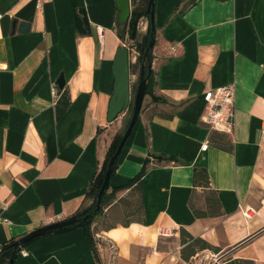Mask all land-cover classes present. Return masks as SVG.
<instances>
[{
  "label": "crops",
  "instance_id": "1",
  "mask_svg": "<svg viewBox=\"0 0 264 264\" xmlns=\"http://www.w3.org/2000/svg\"><path fill=\"white\" fill-rule=\"evenodd\" d=\"M186 1L153 0L150 71L162 100L143 96L118 154L112 186L148 160L90 224L97 259L74 226L29 240L7 264H188L208 255L213 264H264V0ZM137 2L128 0L129 13ZM78 9L90 33L74 27ZM117 13L116 0H0V245L92 203L123 122V111L106 121L122 44ZM147 27L140 16L137 41ZM128 77L132 96L138 68L129 63ZM230 82L232 132L209 130L202 93ZM181 230L217 250L195 246L182 260Z\"/></svg>",
  "mask_w": 264,
  "mask_h": 264
},
{
  "label": "water",
  "instance_id": "2",
  "mask_svg": "<svg viewBox=\"0 0 264 264\" xmlns=\"http://www.w3.org/2000/svg\"><path fill=\"white\" fill-rule=\"evenodd\" d=\"M117 4V21L120 24H125L129 16V3L128 0H116ZM153 0H146L145 13L148 15V24H149V42L148 47L153 45L154 37V24H153ZM74 27L80 33H90L88 22L83 13V10L78 9L77 12L73 15ZM26 23H20L19 30H26ZM150 73V62L147 63L144 68L141 63L138 69V81L132 96L129 92V77H128V51L124 46H117L114 51V55L111 63V74L113 78L112 82V91L108 99L107 109H106V121L110 122L115 119L122 111H124L127 106L131 105V113L128 119V122L117 142V145L113 153L107 159L105 164L101 183L98 187L96 196H95V208H98L101 195L103 194L105 188L107 187L110 173L114 162L120 153V150L129 135L134 123L137 120L138 112L141 106V101L144 96V91L146 87V82L148 75ZM63 77L59 75L56 79L55 84L57 87L61 88L63 86ZM77 218L75 215L68 217L61 221L52 222L46 225H42L33 229L32 231L26 233L22 237L14 240L10 246L17 247L21 244L41 235H44L49 232L57 231L67 226H70L76 222Z\"/></svg>",
  "mask_w": 264,
  "mask_h": 264
},
{
  "label": "trees",
  "instance_id": "3",
  "mask_svg": "<svg viewBox=\"0 0 264 264\" xmlns=\"http://www.w3.org/2000/svg\"><path fill=\"white\" fill-rule=\"evenodd\" d=\"M139 2H137V4H135L133 6V8L131 9L126 23L122 24V25H120V24L118 25V27H119L118 31H119V38L120 39H122L123 34L125 32L127 34L128 38H130L136 42V47L139 51L138 69H139V66L141 63L143 64V66L145 68L147 63H149L151 61V48H152V47L147 46L148 42H149V32H150L149 24H148L147 31H146L145 35L139 41L136 40L135 24H136L137 19L142 15H144L145 17H148V15L145 13L146 0H139ZM192 2H193V0H187L185 5H187V4L190 5ZM152 78H153L152 77V71H150V73L148 75L147 82H146L144 95L149 96L152 101L158 102V101H161L162 99L159 96L154 95V93H153ZM119 138H120L119 134H115L112 137V139H111V141L107 147L101 170L97 173V175L95 176V178L92 182V187H91L92 198H93L92 203L89 206L80 209L75 214V217L77 218V220L74 224L67 226L65 228H62L60 230H57V231H61V230L69 229V228L74 227V226H81L84 230L85 238H86V240H87V242L91 248V251L94 254V258H96V259H97V254H96V250H95V246H94L93 235H92V232L90 230V224L92 223L94 217H96L102 211V209L114 198V193L116 191L130 187L137 179L140 178V176L143 174V172L145 170V166H146L147 160H148V158L146 157L145 160L143 161L140 169L138 170V172L133 177H131L130 179H127L126 181H124L118 185L112 186V185H110V177L112 176L113 171L116 167V161H117V158H116L114 165L112 167L111 173H110V177H109L107 187L105 188L103 194L101 195L98 208H95V206H94L95 196H96L98 187L101 183L102 173H103L105 164H106L109 156L113 153ZM155 158H156V161H157V159H160V158L167 159L166 156L159 155V154H157ZM53 232H56V231H53ZM180 241H182L181 243L184 244V246H182V248L180 249V257L182 260H185V261L188 259L189 256L194 254V252H195L194 247L195 246H197L198 249H209V250H213V251L217 250L216 248L209 245L205 241L198 239V238H193L188 233H186L184 230L180 231ZM12 242H13V240L8 241V242L0 245V264H7V262L14 257L17 250H19L20 247L23 246L28 241L21 244L20 246H17V247L10 246V244ZM236 262H237V260L233 259V260L227 261L224 264H236ZM241 262L246 263L244 261H241ZM248 263L251 264L250 262H248Z\"/></svg>",
  "mask_w": 264,
  "mask_h": 264
},
{
  "label": "built area",
  "instance_id": "4",
  "mask_svg": "<svg viewBox=\"0 0 264 264\" xmlns=\"http://www.w3.org/2000/svg\"><path fill=\"white\" fill-rule=\"evenodd\" d=\"M39 5L36 1L35 6ZM121 46H124L122 43ZM125 47V46H124ZM177 47L176 43L167 46V52L172 53ZM127 51L129 50L126 46ZM129 53V52H128ZM51 95H55V89L50 88ZM203 108L200 115V121L209 129L222 133H231L233 129L234 117V83L230 82L224 85L209 88L202 93ZM207 141L200 145L204 150ZM239 212L244 219L252 217L254 211L251 207H240Z\"/></svg>",
  "mask_w": 264,
  "mask_h": 264
},
{
  "label": "rangeland",
  "instance_id": "5",
  "mask_svg": "<svg viewBox=\"0 0 264 264\" xmlns=\"http://www.w3.org/2000/svg\"><path fill=\"white\" fill-rule=\"evenodd\" d=\"M122 43L124 44V46L128 47V63L130 64V66H132L134 69L138 68V54L139 51L136 47V42L130 38H128L127 34L124 32L123 37L121 39ZM123 122H122V128L120 129V133H117L121 136L131 113V105L129 104L127 106V108L123 111ZM263 167H264V163H263ZM262 171L264 172V168H262ZM213 257L208 255L206 257L202 256L199 258H196V263H188V264H213ZM216 264V263H215ZM240 264H246V263H240Z\"/></svg>",
  "mask_w": 264,
  "mask_h": 264
}]
</instances>
